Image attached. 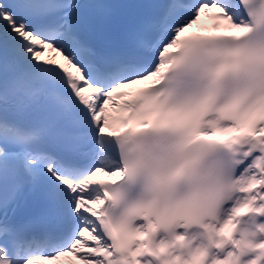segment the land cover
<instances>
[{
  "label": "snow or ice",
  "instance_id": "snow-or-ice-1",
  "mask_svg": "<svg viewBox=\"0 0 264 264\" xmlns=\"http://www.w3.org/2000/svg\"><path fill=\"white\" fill-rule=\"evenodd\" d=\"M69 257L264 264V0H0V264Z\"/></svg>",
  "mask_w": 264,
  "mask_h": 264
},
{
  "label": "bare ground",
  "instance_id": "bare-ground-1",
  "mask_svg": "<svg viewBox=\"0 0 264 264\" xmlns=\"http://www.w3.org/2000/svg\"><path fill=\"white\" fill-rule=\"evenodd\" d=\"M125 91H128V89H126ZM68 259H70V257Z\"/></svg>",
  "mask_w": 264,
  "mask_h": 264
}]
</instances>
